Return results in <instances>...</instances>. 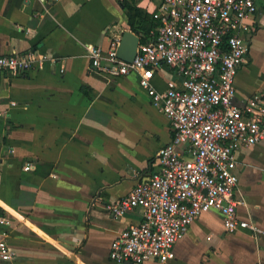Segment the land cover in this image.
Segmentation results:
<instances>
[{
  "label": "crops",
  "instance_id": "obj_1",
  "mask_svg": "<svg viewBox=\"0 0 264 264\" xmlns=\"http://www.w3.org/2000/svg\"><path fill=\"white\" fill-rule=\"evenodd\" d=\"M119 2L0 0V56L36 50L56 60L0 80V210L7 221L0 239L6 233L16 255L0 264H115L110 242L139 220L137 212L115 220L102 205L127 195L135 175L156 171V153L172 135L134 75L108 78L86 57V46L106 50L130 31ZM159 2L136 6L150 14ZM255 4L246 64L235 80L237 105L264 94V0ZM168 80L179 81L164 66L153 85L161 90ZM235 160L237 216L264 231V142L238 149ZM193 241L205 248L192 252ZM174 252L167 264H177L181 253L198 264H264V237L229 234L219 214L208 212Z\"/></svg>",
  "mask_w": 264,
  "mask_h": 264
},
{
  "label": "built area",
  "instance_id": "obj_2",
  "mask_svg": "<svg viewBox=\"0 0 264 264\" xmlns=\"http://www.w3.org/2000/svg\"><path fill=\"white\" fill-rule=\"evenodd\" d=\"M151 14L155 26L143 42L137 35L131 62L117 57L120 38L106 50L85 47L95 72L111 79L135 76L172 135L156 153V171L135 175L127 195L102 205L115 220L139 215L110 242L108 258L115 264H167L193 222L208 212L219 214L229 234L245 230L264 237L255 223L237 216L234 198L236 151L264 142V94L253 93L241 105L234 101L235 80L248 53V22L257 14L255 0H160ZM47 62L56 60L36 50L2 55L0 80L42 70ZM164 66L179 81L168 80L158 90L153 80ZM0 223L7 224L5 217ZM2 237L0 263L10 262L16 255L6 233Z\"/></svg>",
  "mask_w": 264,
  "mask_h": 264
},
{
  "label": "trees",
  "instance_id": "obj_3",
  "mask_svg": "<svg viewBox=\"0 0 264 264\" xmlns=\"http://www.w3.org/2000/svg\"><path fill=\"white\" fill-rule=\"evenodd\" d=\"M119 5L125 15L130 31L140 36L143 42L142 36L148 35L155 26L152 14L138 8L136 0H120ZM2 216L3 213L0 210V217Z\"/></svg>",
  "mask_w": 264,
  "mask_h": 264
},
{
  "label": "water",
  "instance_id": "obj_4",
  "mask_svg": "<svg viewBox=\"0 0 264 264\" xmlns=\"http://www.w3.org/2000/svg\"><path fill=\"white\" fill-rule=\"evenodd\" d=\"M139 43V37L130 32H123L120 37L117 57L124 62H131L135 56L136 48Z\"/></svg>",
  "mask_w": 264,
  "mask_h": 264
},
{
  "label": "rangeland",
  "instance_id": "obj_5",
  "mask_svg": "<svg viewBox=\"0 0 264 264\" xmlns=\"http://www.w3.org/2000/svg\"><path fill=\"white\" fill-rule=\"evenodd\" d=\"M24 169V168H23ZM206 223H210L212 219H205ZM213 224V223H212ZM214 226H216L217 228L219 227V222L218 220L217 221H214ZM198 233H202L201 231H198ZM203 235V234H202ZM195 241V240H194ZM194 241L190 244V250H192V252H197V251H200L202 249L205 248V244L204 242L202 241H198V244H195ZM210 246L212 245H215L213 241H210L209 243H206ZM186 255H189L188 253H185ZM186 256H184L183 253H181L179 255V260H178V263L177 264H198L196 261H192V260H187V259H184Z\"/></svg>",
  "mask_w": 264,
  "mask_h": 264
}]
</instances>
